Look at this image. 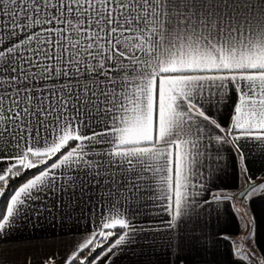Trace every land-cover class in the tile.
I'll return each mask as SVG.
<instances>
[{"label": "snow or ice", "instance_id": "1", "mask_svg": "<svg viewBox=\"0 0 264 264\" xmlns=\"http://www.w3.org/2000/svg\"><path fill=\"white\" fill-rule=\"evenodd\" d=\"M229 100L225 125L216 113ZM261 145L264 8L248 15L235 0H0V237L54 223L66 195L96 188V202L87 201L91 234L60 264H113L139 243L183 264L181 220L221 202L208 184L225 146L244 164L247 188L237 198L264 195V177L257 184L245 163L249 147L264 155ZM17 177L25 182L14 189ZM125 193L134 206L118 203ZM141 212L168 218L137 224ZM0 264H9L2 249Z\"/></svg>", "mask_w": 264, "mask_h": 264}, {"label": "crops", "instance_id": "2", "mask_svg": "<svg viewBox=\"0 0 264 264\" xmlns=\"http://www.w3.org/2000/svg\"><path fill=\"white\" fill-rule=\"evenodd\" d=\"M229 3L232 4L233 0H229ZM235 3L237 11L248 15H254L264 8V0H235ZM245 4H250L251 7H245ZM232 111L233 104L229 100L216 114L227 125ZM227 148L228 146H225V150L221 153L219 170L208 184V189L220 196L221 202L197 208L191 217H183L181 220L183 264H248L236 257L234 243L242 241L249 234L251 236L249 250L253 255L261 257L259 259L264 264V195L237 198L239 193L247 188L244 164L239 161V154L234 157ZM245 163L252 180L257 184L261 183L258 178L264 177V155L257 154L249 147L246 149ZM99 194L96 188H91L83 198L79 193L74 198L66 195L64 198L66 206L63 208L57 206L54 209V223L51 222L52 217H49L48 222L42 221L35 228L29 225L11 232L7 237H0V249L5 252L9 264H25L26 259L29 258L30 264H44L45 258H52L56 264H60L61 258L75 243L89 238L91 229L87 201L90 195L92 202L95 203ZM127 197L128 193H125L118 201L124 208L136 204L132 199H128L125 203ZM204 198L203 195L197 196L198 200ZM69 199H71L70 205H68ZM113 199L115 200V197ZM77 200L80 203H77ZM111 215L115 218L120 213L114 210ZM167 218L162 212L160 214L152 212L150 215L141 212L134 217V222L137 224L154 222V226L159 227L162 226L161 221ZM97 222H99L98 218ZM172 235L174 236L175 233ZM100 240L101 237L97 235L95 242L98 243ZM167 260L164 251L158 247L153 251L149 244L139 243L116 256L113 264H167Z\"/></svg>", "mask_w": 264, "mask_h": 264}, {"label": "rangeland", "instance_id": "3", "mask_svg": "<svg viewBox=\"0 0 264 264\" xmlns=\"http://www.w3.org/2000/svg\"><path fill=\"white\" fill-rule=\"evenodd\" d=\"M249 236L244 238L242 241H236L234 243L235 255L238 259H241L242 261L248 264H262L261 259H259L261 257L256 254L253 255L252 252L249 250V239L251 238V236Z\"/></svg>", "mask_w": 264, "mask_h": 264}, {"label": "trees", "instance_id": "4", "mask_svg": "<svg viewBox=\"0 0 264 264\" xmlns=\"http://www.w3.org/2000/svg\"><path fill=\"white\" fill-rule=\"evenodd\" d=\"M34 171H35V169L25 171V176L31 178L30 177V173L34 172ZM23 182H25L24 177H17V178H14L11 181V185L15 189V188H18ZM6 203H7V199L6 198H0V209L6 208ZM115 231H120V230L117 229ZM112 239H115V237H113ZM100 250H101L100 248H97V252H99ZM85 254H87V252ZM93 255H95V253H93ZM77 264H78V262H77Z\"/></svg>", "mask_w": 264, "mask_h": 264}, {"label": "water", "instance_id": "5", "mask_svg": "<svg viewBox=\"0 0 264 264\" xmlns=\"http://www.w3.org/2000/svg\"><path fill=\"white\" fill-rule=\"evenodd\" d=\"M245 190H246V189H245ZM245 190H243L242 192H244ZM242 192H240V193H242ZM240 193H239V194H240ZM238 196H239V195H238Z\"/></svg>", "mask_w": 264, "mask_h": 264}]
</instances>
